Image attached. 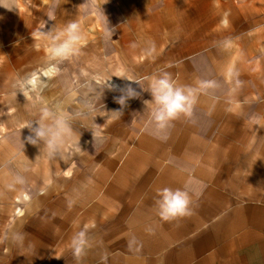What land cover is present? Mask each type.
<instances>
[{
  "label": "crops",
  "instance_id": "0c3cea01",
  "mask_svg": "<svg viewBox=\"0 0 264 264\" xmlns=\"http://www.w3.org/2000/svg\"><path fill=\"white\" fill-rule=\"evenodd\" d=\"M179 1H143L118 26L126 46L115 48L125 76L144 89L165 72L176 86L199 89L193 116L155 133L143 103L151 94L133 83L141 96L111 115L101 133L114 146L98 156L62 146L49 158L22 144L30 133L20 129L38 120V109L18 92L13 57L33 59L25 48L40 20L35 11L22 16L20 3L0 16V264H264V2L252 4L251 30L243 1L239 10L220 4L227 14L211 0ZM46 22L47 33L54 20ZM221 22L238 25V34L215 41L229 33L214 26ZM75 55L81 62L79 44ZM202 81L217 86L200 89ZM164 188L188 192L189 215L161 219ZM82 230L87 245L74 259L71 240Z\"/></svg>",
  "mask_w": 264,
  "mask_h": 264
},
{
  "label": "rangeland",
  "instance_id": "374dc122",
  "mask_svg": "<svg viewBox=\"0 0 264 264\" xmlns=\"http://www.w3.org/2000/svg\"><path fill=\"white\" fill-rule=\"evenodd\" d=\"M139 1L0 0V16H13V12L19 10L15 5L20 3L22 6L19 11H21L22 16L29 15V12L33 13L35 11L40 20L36 31L32 32V36H36L33 45L31 46L28 43L25 48V50L30 49L34 53V55L32 53L33 59L31 60V56H29L25 60L26 56L22 51L13 58L19 59L17 62H21L18 64V69H21V75L25 73V76L27 75L26 79L30 77L35 81L26 93L33 101V106L38 109V119L41 109L47 107L55 111L57 115H62L69 120L73 131L71 136L65 137L63 147L69 149L72 154H74V151H79V149L81 151L82 149L91 155L97 154L98 156L100 149L106 147L110 149V146H114V143L111 142L112 139L105 137L101 130L105 129L106 124L113 120L111 115L116 114L115 111L120 110L119 105L117 104L118 106H116L114 103V97L119 95V93L105 89L103 94L102 89L105 80L112 76L111 81L115 84L120 85L119 80L123 84L126 83V80L116 77L125 76L123 71L125 69L124 60L121 55L117 56L118 50L115 47L117 46L122 50L126 46V38H120L122 34L119 33L118 26L120 24L127 26L126 19L130 14L135 17L133 13L140 10L139 8L143 6V1L146 2L145 6L155 5L150 0ZM152 1H156V4L164 3V0ZM173 1L176 4L180 2L179 0ZM227 1L211 0L215 4L214 10L217 14L221 12L227 14V7L220 6V4ZM241 1L248 4L245 7L249 11L247 12L248 21H246V26L249 24H251L250 27L254 26V9L252 6L254 0H231L236 10L241 7ZM261 7L264 9V3H261ZM62 15L64 16V23H56V20L61 18ZM49 17L54 20V30L63 29L69 22L78 24L81 36L78 42L81 62L75 54L63 61L49 59V50L52 46L46 35V28L49 26L46 18L48 19ZM215 25H218L220 30L223 28V31L228 30L229 32L228 35L216 38L215 41H224V38L227 39L238 34V25L236 24L221 22L214 23ZM241 25L244 26L245 24L242 23L239 27ZM228 26H232L234 29L228 28ZM253 29L254 27H251V30ZM117 44L120 45L118 46ZM13 54L11 53V55ZM10 63L12 62H7L8 65H14ZM54 66L58 67L55 72L52 69ZM31 69L35 71L33 74L28 72ZM42 71H51V73L41 75ZM21 75L20 83L26 80L24 79L25 76L22 79ZM94 101H98V103L95 104ZM94 110L97 111L100 118L93 119L94 114L92 113ZM123 112L125 111L123 110ZM85 116H90L91 119L88 117L84 118ZM91 131L96 134L94 142ZM115 150L118 151V149Z\"/></svg>",
  "mask_w": 264,
  "mask_h": 264
},
{
  "label": "clouds",
  "instance_id": "9594fccd",
  "mask_svg": "<svg viewBox=\"0 0 264 264\" xmlns=\"http://www.w3.org/2000/svg\"><path fill=\"white\" fill-rule=\"evenodd\" d=\"M55 26L46 33L52 40L49 50V59L63 61L68 59L78 51L77 45L81 39L79 26L76 22H69L63 29L54 30ZM113 77V76H112ZM112 77L105 80L103 84V94L105 89L118 92L114 97L115 103L120 105L119 112L123 114L124 108L128 106V101L138 99L141 92L132 86L133 83L139 85L140 89L151 94V100L143 101L145 110L150 114L151 122L154 125L155 133H164L171 122L181 116L191 118L196 103V93L199 89L190 86H176L170 74L163 73L150 82L148 89L140 86V82L127 76H116L129 83L124 86L112 83ZM214 81L200 82V89L216 87ZM31 87V79H26L18 85V92L26 95ZM29 129V135L21 139L22 144L29 143L33 146H40V152L45 153L49 158L60 154L65 137L72 135V128L69 120L62 115H57L55 111L45 107L41 109V114L35 122H25L20 129ZM92 132L93 142L96 134ZM163 138V137H161ZM16 180L23 183L24 178L17 176ZM160 199L156 201L158 215L164 221L174 220L190 214V197L186 190L164 188L158 193ZM73 258L79 259L84 253L87 245L86 232L84 230L76 233L72 240Z\"/></svg>",
  "mask_w": 264,
  "mask_h": 264
}]
</instances>
